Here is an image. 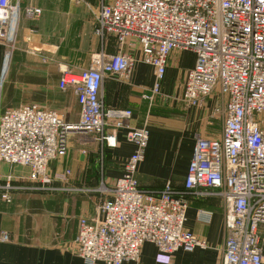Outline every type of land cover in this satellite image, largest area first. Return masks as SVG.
Masks as SVG:
<instances>
[{
    "label": "built area",
    "instance_id": "built-area-1",
    "mask_svg": "<svg viewBox=\"0 0 264 264\" xmlns=\"http://www.w3.org/2000/svg\"><path fill=\"white\" fill-rule=\"evenodd\" d=\"M40 14L33 6L23 10L29 20ZM19 18L17 4L0 0L3 75ZM94 34L113 38L119 51L97 54L91 67L78 72L61 69L59 88L73 90L78 122L66 123L57 112L36 104L6 109L0 113V162L27 167L38 189L53 190L55 180L66 183L70 170L52 173L49 163L66 155L68 136L81 135L84 142L93 136L114 147L116 130L132 115L128 109H105L99 98L105 75L127 77L137 62L123 48L137 45L139 61L153 67L152 95L160 93L171 51L187 50L194 64L185 73L182 99L200 107L206 98H215L219 136L196 139L182 188L167 182L150 192L141 190L136 179L148 131L129 129L126 138L135 150L113 186H101L109 197L98 205V214L79 219L70 251L87 264H122L137 261L145 242L163 254L205 248L204 240L184 224L190 198L207 192L226 204L220 264L264 263V0H105L95 15ZM152 95L143 97L151 101ZM108 126L111 133L105 134ZM10 179L0 185L6 203L14 189ZM7 238L2 233L1 239Z\"/></svg>",
    "mask_w": 264,
    "mask_h": 264
},
{
    "label": "crops",
    "instance_id": "crops-1",
    "mask_svg": "<svg viewBox=\"0 0 264 264\" xmlns=\"http://www.w3.org/2000/svg\"><path fill=\"white\" fill-rule=\"evenodd\" d=\"M102 1L11 0L17 4L20 18L4 75L6 46L0 43V113L36 104L57 112L66 123L78 122L80 106L70 87L59 88L60 71L64 67L75 72L87 69L97 54L119 51L113 38L94 34L95 15ZM26 6L39 8L40 16L25 18ZM127 45L123 50L137 62L127 77L105 75L99 92L105 109H128L132 114L126 126L116 130L114 147L94 138L84 142L81 135L70 134L66 157L49 163L52 173L68 169L70 175L66 183L55 180L53 190L36 188L27 167L0 162V185L11 176L14 187L10 203L0 198V264H87L69 245L77 234L78 220L97 215L98 205L109 197V191L102 193L101 186H113L122 175L124 160L135 150L126 138L129 129L145 127L148 131L136 179L141 190L150 192L160 191L167 182L182 188L196 139L219 136L221 125L214 118L216 99L210 96L200 107L188 106L182 99L185 73L194 64L193 53L184 56L179 50L171 51L160 93L152 95L153 67L139 61L137 45ZM43 57L50 60L44 62ZM143 95H152V100ZM110 133L108 126L105 134ZM225 205L221 196L207 192L190 198L184 228L204 240L205 248L163 254L145 242L137 261L122 264H220L227 234ZM2 233L7 234V240L1 239Z\"/></svg>",
    "mask_w": 264,
    "mask_h": 264
},
{
    "label": "rangeland",
    "instance_id": "rangeland-1",
    "mask_svg": "<svg viewBox=\"0 0 264 264\" xmlns=\"http://www.w3.org/2000/svg\"><path fill=\"white\" fill-rule=\"evenodd\" d=\"M179 51H181L180 53L183 54L184 56H186V55L189 53L187 50H180V49H179ZM187 52H188V53H187ZM37 53H40V56L43 55V52L41 53V51H38ZM82 69H83V68H82ZM85 69H86V68H85ZM213 99L215 100V98H213ZM91 138H93V137L90 136V139H91ZM79 140H80V137H79ZM80 143H81V144H84L82 141H80ZM88 143H89V142H88ZM68 153H69V152H68ZM66 155H67V153H66ZM66 155H64V156H62V157H60V158H58V160H60V161L63 160V159L66 157ZM101 189H102V188H101ZM41 190H42V189H41ZM102 193H104L103 190H102ZM102 193H101V195H102L103 198H104L105 194H102ZM78 222H79V220H78Z\"/></svg>",
    "mask_w": 264,
    "mask_h": 264
}]
</instances>
